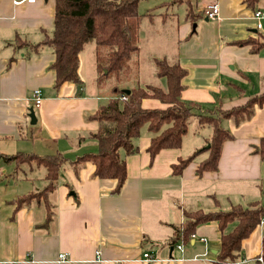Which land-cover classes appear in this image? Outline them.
Masks as SVG:
<instances>
[{"label":"crops","instance_id":"1","mask_svg":"<svg viewBox=\"0 0 264 264\" xmlns=\"http://www.w3.org/2000/svg\"><path fill=\"white\" fill-rule=\"evenodd\" d=\"M214 2L218 22L203 14ZM174 6L161 10L166 13ZM256 10L262 14L261 29H256L253 18ZM187 13L176 19L177 48L169 55L187 72L180 99L199 105L204 113L219 104L224 109L240 105L245 97L264 91V48L251 53L249 46L235 44L257 34L264 37V0H258L255 10L243 0H197ZM53 16V0H0V264H212L219 249L215 223L198 226L195 237L181 249L176 247L181 244H169L171 226L182 224L185 212L226 211L231 205L252 202L264 205V159L254 153L264 137V107L255 108L252 118L238 126L227 120L232 139L221 148L217 170L201 175L196 169L207 153L209 137L203 135H210L209 129L202 131L197 125L188 136L189 125L179 148L163 149L152 160L146 151L150 135L142 130L136 140L138 151L123 156L126 179L116 193L117 182L94 177L92 164L85 163L77 173L70 166L82 154L96 151L91 135L98 125L88 117L105 98L97 86L94 92L84 87V53L77 69L83 87L64 83L54 90L52 49L32 48L51 35ZM147 18L165 24L167 17ZM146 31L144 37L140 32L145 41L150 36ZM164 50L150 49L149 56L158 59L157 53ZM140 75L149 83L141 74L139 57L138 82L143 87L147 84L140 83ZM158 87L165 89L164 79L159 78ZM36 89L41 94L39 107L32 97ZM142 107L165 106L145 99ZM196 151L200 152L181 174L174 175L172 165ZM17 153H60L68 160L48 197L53 218L46 229L35 227L46 216L41 203L16 209V199L42 188L45 175L44 168L34 164L16 168L4 162ZM234 226L230 224L226 233ZM263 238L264 221L242 241L240 257L228 264H264ZM62 254L66 256L59 260Z\"/></svg>","mask_w":264,"mask_h":264},{"label":"trees","instance_id":"2","mask_svg":"<svg viewBox=\"0 0 264 264\" xmlns=\"http://www.w3.org/2000/svg\"><path fill=\"white\" fill-rule=\"evenodd\" d=\"M53 28L50 36L32 46L34 50L49 46L54 55L50 68L55 73L53 88L58 90L64 83H72L78 88L83 82L77 74L79 56L87 44L94 45L96 86L105 101L88 117L98 125L91 135L95 140V152L84 153L69 162L74 173L81 166L90 163L94 167L93 176L99 179H111L117 182L115 192H119L126 179V165L123 156L138 151L136 140L146 127L150 135L147 153L152 160L163 149H177L181 146L187 129L192 122L210 128L207 140V157L199 163L196 174L214 172L223 144L232 139L230 132L221 122L232 120L238 126L249 121L255 108L264 107V91L245 97V101L229 109L221 104L211 110L200 113L199 105L184 102L180 99L183 90L182 79L187 72L177 62L169 63L165 59H155V75L164 79L165 89L138 82L140 54V24L144 16L164 17L167 13L155 14L150 11L140 15L137 4L140 0H53ZM245 5L255 10L258 0H243ZM178 5L177 1L164 3L157 7L166 8ZM155 7V8H157ZM198 16V15H197ZM249 46L251 53L264 48V37L257 34L235 43ZM109 82L111 89H105ZM124 91H129L125 94ZM240 93V91L238 90ZM239 97L244 98L240 93ZM124 98H126L124 100ZM153 99L165 107L162 109H145L142 101ZM200 151L187 158L179 159L172 165V173L179 175ZM254 153L264 159V137L255 146ZM4 162L13 163L16 168L21 165L34 164L43 167L44 185L16 199V209L38 202L46 209V216L41 224L35 226L46 229L53 218L48 200L57 187L60 170L68 161L60 153L38 156L35 154L17 153L5 157ZM264 221V205L252 202L246 206L231 205L224 210L204 212L196 210L184 213V222L172 225L170 245H188L196 228L200 225L215 223L219 231V249L212 264H228L240 257L241 243L252 231ZM230 224L234 228L226 233ZM261 257L264 260V238L261 242Z\"/></svg>","mask_w":264,"mask_h":264},{"label":"rangeland","instance_id":"3","mask_svg":"<svg viewBox=\"0 0 264 264\" xmlns=\"http://www.w3.org/2000/svg\"><path fill=\"white\" fill-rule=\"evenodd\" d=\"M172 1H177L178 5H175L174 8L166 10V22L165 24L161 23L159 19H153L149 21L146 16H144L141 20L140 32L142 36L146 35V30H149V38L147 41L144 38L140 39V69L143 78L146 79V82L141 79L140 75V83L158 86L159 78L155 76L154 69V59L149 56V50L151 49L152 53L155 52V49L159 52L160 49H165L163 53H157L156 57L158 59H165L167 62L172 63V57L169 55L174 52L177 48L176 38H175V23L178 17L180 19L185 16V13L189 14L191 8L194 10V5L197 0H140L137 4V11L140 15H145L147 12L153 11L155 14L164 13L162 7H157L158 5H162L164 3H171ZM200 1H198L199 3ZM157 7V8H155ZM165 9V8H164ZM150 10V11H149ZM190 10V11H189ZM174 34V35H173ZM82 53L85 55L86 61V74L84 79V87L88 91H96L95 85V62H94V45L87 44L84 46ZM105 89H111V84L109 82L105 83ZM222 126L227 129V120H223L221 122ZM190 134L196 129L197 123L194 121L190 124ZM199 127V126H198ZM202 131L205 129H209V127H202ZM146 130V127L142 129ZM228 130V129H227ZM203 134V133H202ZM211 134V133H210ZM210 135H203L204 138H208ZM208 146V144L206 145ZM207 157V153L204 155ZM264 199V198H263ZM264 204V200L261 201Z\"/></svg>","mask_w":264,"mask_h":264},{"label":"built area","instance_id":"4","mask_svg":"<svg viewBox=\"0 0 264 264\" xmlns=\"http://www.w3.org/2000/svg\"><path fill=\"white\" fill-rule=\"evenodd\" d=\"M23 1H27V2H32L33 0H23ZM203 14L204 16L211 21H220V17H219V7L217 3H211L208 4V6L203 10ZM253 18L256 21V29H261V23H260V19L262 18V14L259 10H256L253 14ZM32 97L34 99V106L35 107H39L40 103H41V94L40 91L38 89L33 91ZM126 98H124L125 100ZM195 237V235H192V239ZM201 241H204L203 239ZM175 246V245H174ZM176 247L178 249L182 248V245H176ZM66 255H59V260H63L65 258ZM144 259H148L149 256L147 254L143 255ZM152 260V259H151ZM150 261V259H149Z\"/></svg>","mask_w":264,"mask_h":264},{"label":"water","instance_id":"5","mask_svg":"<svg viewBox=\"0 0 264 264\" xmlns=\"http://www.w3.org/2000/svg\"><path fill=\"white\" fill-rule=\"evenodd\" d=\"M124 93L125 94H129V91H124ZM28 117L30 119V124L31 125H34L36 123V120H35V117H34V114H33V111L32 110L29 111Z\"/></svg>","mask_w":264,"mask_h":264}]
</instances>
